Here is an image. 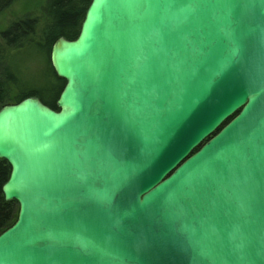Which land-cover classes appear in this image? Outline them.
<instances>
[{"label":"water","instance_id":"95a60500","mask_svg":"<svg viewBox=\"0 0 264 264\" xmlns=\"http://www.w3.org/2000/svg\"><path fill=\"white\" fill-rule=\"evenodd\" d=\"M50 64L57 109L0 108V264H264V0H91Z\"/></svg>","mask_w":264,"mask_h":264},{"label":"trees","instance_id":"16d2710c","mask_svg":"<svg viewBox=\"0 0 264 264\" xmlns=\"http://www.w3.org/2000/svg\"><path fill=\"white\" fill-rule=\"evenodd\" d=\"M15 1L0 0V14ZM90 1L45 0L40 5L41 15L25 16L0 31V108L36 96L47 106L57 109L56 100L65 82L51 67L50 50L57 38L73 40L78 36ZM29 47L36 52L28 53ZM33 65L43 69L47 85L39 88L31 85L38 74L30 73ZM9 174V164L0 159V233L13 225L19 210L17 202L6 201L2 193V185Z\"/></svg>","mask_w":264,"mask_h":264},{"label":"rangeland","instance_id":"374dc122","mask_svg":"<svg viewBox=\"0 0 264 264\" xmlns=\"http://www.w3.org/2000/svg\"><path fill=\"white\" fill-rule=\"evenodd\" d=\"M45 0H17L15 1L10 7L5 9L0 14V31L7 28L12 22L17 21L20 18H23L25 16H39L41 15V7L40 5ZM30 48V47H29ZM36 51L34 49H31L28 51V53L34 54ZM41 70V71H40ZM37 72L38 74L35 76L34 73V79L31 80L32 86L42 87L44 85H47L48 82L43 79V69L41 67H36L33 65V67L30 70V73ZM30 74V75H31Z\"/></svg>","mask_w":264,"mask_h":264}]
</instances>
